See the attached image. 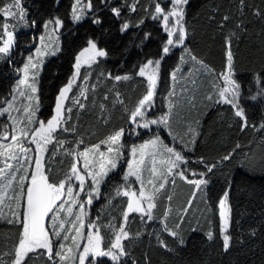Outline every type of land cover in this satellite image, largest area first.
Here are the masks:
<instances>
[{
    "label": "snow or ice",
    "instance_id": "obj_1",
    "mask_svg": "<svg viewBox=\"0 0 264 264\" xmlns=\"http://www.w3.org/2000/svg\"><path fill=\"white\" fill-rule=\"evenodd\" d=\"M200 7L193 16L192 0H71L65 17L37 20L23 0H0V63L10 70L0 96V264H151L146 253L135 255L134 242L155 239L168 252V238L186 246L184 225L195 218L198 197L212 207L214 178L245 147L237 141L224 154H202V118L215 113L242 135H264V107L258 123L248 110L264 106V59L245 80L237 56L253 23L261 25L264 54V0ZM201 17L222 41L220 71L193 46ZM85 23L92 28L41 118L45 63L63 54L61 37ZM112 26L127 38L123 48L106 46ZM29 28L39 35L17 64L18 35ZM114 54L124 71L105 66ZM259 163L264 168V158ZM180 185L191 193L174 209ZM231 190L229 182L217 197L218 231L204 233L220 239L224 253L234 240L246 243L230 231ZM261 229L251 227L248 238Z\"/></svg>",
    "mask_w": 264,
    "mask_h": 264
},
{
    "label": "trees",
    "instance_id": "obj_2",
    "mask_svg": "<svg viewBox=\"0 0 264 264\" xmlns=\"http://www.w3.org/2000/svg\"><path fill=\"white\" fill-rule=\"evenodd\" d=\"M23 2L28 10L29 19L36 18L40 20L47 19L51 15L65 17L71 0H61L59 7H57L55 0H23ZM205 2L206 0H192L191 11L193 16L203 11L200 5ZM220 2L226 5V10L232 0H220ZM249 2L259 4L260 0H249ZM66 23L69 28L72 27L67 20ZM195 27L196 33L193 46L202 53L210 66L214 67L216 71H220L223 57L222 41L215 26L209 28L204 18L201 17ZM91 28L90 24L85 23L77 29L76 35H70L66 32L61 37L64 41L63 54L45 63L42 73L44 96L41 118L49 114L54 103V94L69 72L72 54L78 50L83 42L84 35L89 33ZM148 28L155 30L156 25L149 21ZM260 31L261 25L253 23L250 26L249 34L238 45V73L245 80L250 79V73L254 69L261 67V60L264 59L259 37ZM33 35H39V33L30 28L19 33V48L14 57L17 64L28 55ZM77 36L79 39H77ZM213 36L216 37L215 40H213ZM106 39L108 41L106 46L114 49L123 48V45L127 42V38L122 39L119 37L116 26H112ZM155 46V44L151 45L153 49ZM119 59V56L114 54L105 66L113 71L120 70L122 72L124 68L118 63ZM9 72L7 66L0 63V96H3L7 90L9 81L5 77L9 75ZM130 87L135 88L136 85L133 84ZM261 107L264 106L249 107L248 109L254 122L258 123L260 121ZM182 114H187L186 110ZM84 119L87 120L88 117L86 116ZM202 119H205L204 131L207 142L201 146L200 152L205 156L212 158L217 153L224 154L226 151L231 150L237 141L244 144L245 147L237 153L235 160L229 165L225 173H218L214 178L211 191L208 193L211 196L210 203L212 207H207L206 201L198 197L197 206L193 210L195 218L191 219L190 224L186 223L184 225L185 247L177 248L171 238H168L169 246L174 249V251L168 252L158 247L155 239L145 238L140 242H134L135 255L142 257V254L146 253L150 257L151 264H264V229H261L254 240L249 239L247 236L251 227L259 228L264 224V168H261L259 163L264 158V135L251 130L246 135H242L235 127L228 128L227 125L221 124L215 113ZM250 161L252 163H249ZM229 182L232 184L230 201L233 206L234 220L230 231L234 237L239 238L242 236L246 243L240 245L234 240V247L230 253H224L221 240L216 239L214 242H209L204 233L210 230L218 231V208L215 205L217 197L222 194V190L228 186ZM190 193L191 189L187 185L178 186L175 190L173 208L178 209L183 205ZM96 208H99V205H96ZM93 214H95V209ZM173 219H175V214ZM236 221L239 223H235ZM137 227V224H133V231ZM191 228H196L197 231L193 233L190 230Z\"/></svg>",
    "mask_w": 264,
    "mask_h": 264
},
{
    "label": "rangeland",
    "instance_id": "obj_3",
    "mask_svg": "<svg viewBox=\"0 0 264 264\" xmlns=\"http://www.w3.org/2000/svg\"><path fill=\"white\" fill-rule=\"evenodd\" d=\"M52 58H54V57H51V58H49L48 60H50V59H52ZM48 60H47V61H48ZM47 61H46V62H47Z\"/></svg>",
    "mask_w": 264,
    "mask_h": 264
}]
</instances>
